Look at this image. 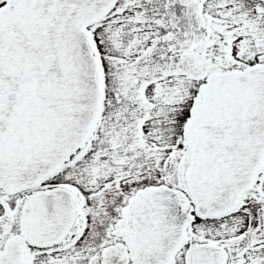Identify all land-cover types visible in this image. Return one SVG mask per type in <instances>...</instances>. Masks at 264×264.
Masks as SVG:
<instances>
[{
  "label": "snow or ice",
  "instance_id": "6c2138e0",
  "mask_svg": "<svg viewBox=\"0 0 264 264\" xmlns=\"http://www.w3.org/2000/svg\"><path fill=\"white\" fill-rule=\"evenodd\" d=\"M0 264H264V0H0Z\"/></svg>",
  "mask_w": 264,
  "mask_h": 264
}]
</instances>
